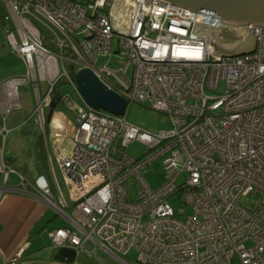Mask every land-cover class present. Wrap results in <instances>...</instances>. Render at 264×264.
Wrapping results in <instances>:
<instances>
[{
    "label": "built area",
    "instance_id": "1",
    "mask_svg": "<svg viewBox=\"0 0 264 264\" xmlns=\"http://www.w3.org/2000/svg\"><path fill=\"white\" fill-rule=\"evenodd\" d=\"M6 3L15 23L8 40L25 68L0 80V194L28 192L62 210L58 167L78 219L76 228L50 230L55 245L100 248L125 264L126 257L139 264H264V26L229 25L241 35L228 44L220 40L227 24L217 13L170 0ZM115 54L128 63L98 64ZM84 67L127 104L168 114V124L151 131L126 109L90 105L76 81ZM62 79L85 104L69 90L55 99ZM29 82L36 92L30 119L41 129L50 174L34 178L5 157L8 118L24 107L20 86ZM135 140L149 146L139 156L125 151ZM159 158L168 179L153 187L142 170ZM13 172L19 183H9ZM130 177L140 184L134 200L125 188ZM175 194L191 209H176ZM245 195L258 196L256 204L243 203ZM23 249L3 264H17Z\"/></svg>",
    "mask_w": 264,
    "mask_h": 264
},
{
    "label": "rangeland",
    "instance_id": "2",
    "mask_svg": "<svg viewBox=\"0 0 264 264\" xmlns=\"http://www.w3.org/2000/svg\"><path fill=\"white\" fill-rule=\"evenodd\" d=\"M15 29V23L10 15V11L6 0H0V80L4 75L13 73L14 71H20L25 68L23 59L12 49L8 40V31ZM43 31H45L43 29ZM241 32L234 31L229 25L224 26L220 32V40L224 43L233 44L240 39ZM128 63L127 57H121L118 54L109 56L102 55L98 59V64H105L110 67H120ZM133 66L127 68L124 76L128 79L132 76ZM40 86L42 89L45 87V83L40 81ZM72 91L73 96L81 103L85 104L80 92L77 91L69 82L60 80L57 88L52 93L54 97H59L63 91ZM20 94L24 107L20 110L14 111L8 118V126L10 130L7 134L5 141V155L9 154L13 156L10 161V165L13 166L17 171L22 172L24 175L34 178L37 173L36 168L33 165L32 157L27 154V151L33 147V142L36 135L30 134L27 130L33 129L41 133V129L35 125L31 124L32 119L31 111L36 102V92L33 85L25 83L20 86ZM58 107L65 108L64 103L61 101ZM126 113L130 120L136 122L148 130L156 131L161 127L168 124V114L152 109L150 106L140 102H131L126 105ZM49 109H47L46 115L48 116ZM25 118H28L27 123L22 122ZM148 144L135 140L130 145L125 148V151L131 155L139 156L148 149ZM5 156V157H6ZM7 158V157H6ZM49 173V172H48ZM58 173L59 180L61 182L62 188L64 189V184L60 173ZM142 173L146 180L153 186H159L163 181L168 179V171L164 168V162L162 158L153 161L151 164L146 166ZM185 175V172L182 176ZM10 177L15 181L18 178L17 173L13 172ZM139 181L134 177H130L125 181V188L127 189L128 198L134 200L138 194ZM258 200V196H243L241 201L249 206L255 205ZM170 201L175 206L176 209L186 208L191 209V205L186 204L183 201V196H178L177 194L170 197ZM103 250V249H102ZM104 251V250H103ZM104 253L111 258L115 264H125L120 259L110 256L109 253L104 251ZM130 255H135V251L131 250ZM129 264H139L138 262L126 257ZM234 264H239L238 259H235Z\"/></svg>",
    "mask_w": 264,
    "mask_h": 264
},
{
    "label": "crops",
    "instance_id": "3",
    "mask_svg": "<svg viewBox=\"0 0 264 264\" xmlns=\"http://www.w3.org/2000/svg\"><path fill=\"white\" fill-rule=\"evenodd\" d=\"M65 144L70 146V140H66ZM56 170L60 173L58 167ZM19 182L18 178L13 181L10 177L9 183ZM52 185L58 194L53 180ZM62 192L66 201L62 210L28 192L7 190L0 194V264L21 246L24 249L17 264H115L100 248L96 253L79 252L71 244L53 243L50 230L62 226L76 228L75 221L78 219L74 212V200L65 184Z\"/></svg>",
    "mask_w": 264,
    "mask_h": 264
},
{
    "label": "water",
    "instance_id": "4",
    "mask_svg": "<svg viewBox=\"0 0 264 264\" xmlns=\"http://www.w3.org/2000/svg\"><path fill=\"white\" fill-rule=\"evenodd\" d=\"M190 9H202L217 13L227 25L256 24L264 26V0H170ZM76 81L84 99L96 108L111 112H125L127 99L118 91L107 87L89 67L76 72ZM54 103L49 105L51 116Z\"/></svg>",
    "mask_w": 264,
    "mask_h": 264
},
{
    "label": "trees",
    "instance_id": "5",
    "mask_svg": "<svg viewBox=\"0 0 264 264\" xmlns=\"http://www.w3.org/2000/svg\"><path fill=\"white\" fill-rule=\"evenodd\" d=\"M59 98V97H58ZM57 97L55 99L58 100ZM28 133L30 134H35V140L33 142V147H31L28 151L27 154L32 157L33 165L36 168L37 172L41 173H48V161L46 157V150L44 146V140L42 137V134L39 133L38 131H34L33 129L27 130ZM6 160L10 162L12 160L11 156H6Z\"/></svg>",
    "mask_w": 264,
    "mask_h": 264
}]
</instances>
